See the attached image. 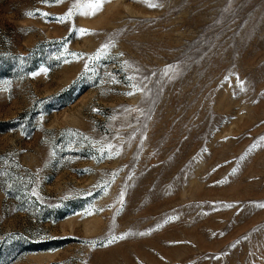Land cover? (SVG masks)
I'll return each mask as SVG.
<instances>
[{"label":"rangeland","instance_id":"rangeland-1","mask_svg":"<svg viewBox=\"0 0 264 264\" xmlns=\"http://www.w3.org/2000/svg\"><path fill=\"white\" fill-rule=\"evenodd\" d=\"M0 264H264V0H0Z\"/></svg>","mask_w":264,"mask_h":264},{"label":"snow or ice","instance_id":"snow-or-ice-1","mask_svg":"<svg viewBox=\"0 0 264 264\" xmlns=\"http://www.w3.org/2000/svg\"><path fill=\"white\" fill-rule=\"evenodd\" d=\"M101 2V0H97V3L99 4ZM151 6H155V5H151Z\"/></svg>","mask_w":264,"mask_h":264}]
</instances>
